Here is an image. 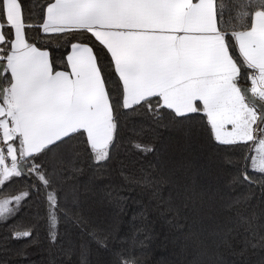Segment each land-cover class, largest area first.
I'll return each mask as SVG.
<instances>
[{"label":"snow or ice","instance_id":"6c2138e0","mask_svg":"<svg viewBox=\"0 0 264 264\" xmlns=\"http://www.w3.org/2000/svg\"><path fill=\"white\" fill-rule=\"evenodd\" d=\"M51 35L68 38L65 70L42 50ZM161 108L189 121L202 113L216 142L248 146L245 160L264 174V0H0V223L20 212L30 193L11 189L27 181L45 191L55 241L64 173L50 160L74 153L81 139L100 164L124 119L150 115L159 124ZM198 175L188 165L141 182L170 183L183 196L198 249L205 235L230 246L229 225L247 224L255 237V215H223L248 197L226 198L210 185L198 192ZM32 236L27 226L12 238Z\"/></svg>","mask_w":264,"mask_h":264},{"label":"trees","instance_id":"16d2710c","mask_svg":"<svg viewBox=\"0 0 264 264\" xmlns=\"http://www.w3.org/2000/svg\"><path fill=\"white\" fill-rule=\"evenodd\" d=\"M44 42L56 69L65 70L68 38L51 35ZM159 111L163 117L159 124L150 115L124 119L117 128L114 150L100 164L81 139L74 141V153L50 160L64 173L56 188L62 212L55 241L49 235L44 189L36 193L27 181L14 185L12 194L29 191L30 195L14 220L0 223V264H123L126 259L129 264H264V174L253 172L245 160L248 146L216 142L202 113L192 114L194 119L189 121L176 118L171 110ZM177 119L184 122L177 124ZM137 144L153 151L139 150ZM188 165L194 173L199 170L198 192L210 185L226 198L248 197L223 215H255V237L246 232L247 224L240 223L229 225L233 228L228 234L230 246L207 235L202 237L206 247L193 246L189 236L193 215L191 206H183V196L170 183L141 182L145 176L158 179L182 173ZM245 169L248 180H244ZM27 226L32 237L12 238Z\"/></svg>","mask_w":264,"mask_h":264},{"label":"crops","instance_id":"0c3cea01","mask_svg":"<svg viewBox=\"0 0 264 264\" xmlns=\"http://www.w3.org/2000/svg\"><path fill=\"white\" fill-rule=\"evenodd\" d=\"M42 50H45V49H42ZM70 53V52H69Z\"/></svg>","mask_w":264,"mask_h":264},{"label":"water","instance_id":"95a60500","mask_svg":"<svg viewBox=\"0 0 264 264\" xmlns=\"http://www.w3.org/2000/svg\"><path fill=\"white\" fill-rule=\"evenodd\" d=\"M257 103H259V101H257Z\"/></svg>","mask_w":264,"mask_h":264},{"label":"rangeland","instance_id":"374dc122","mask_svg":"<svg viewBox=\"0 0 264 264\" xmlns=\"http://www.w3.org/2000/svg\"><path fill=\"white\" fill-rule=\"evenodd\" d=\"M252 154H254V153H252Z\"/></svg>","mask_w":264,"mask_h":264}]
</instances>
